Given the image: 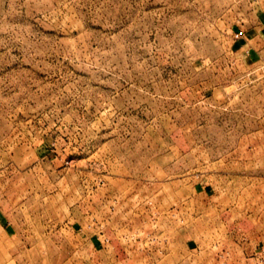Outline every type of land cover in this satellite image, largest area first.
<instances>
[{"label":"rangeland","instance_id":"obj_1","mask_svg":"<svg viewBox=\"0 0 264 264\" xmlns=\"http://www.w3.org/2000/svg\"><path fill=\"white\" fill-rule=\"evenodd\" d=\"M0 264H264V0H0Z\"/></svg>","mask_w":264,"mask_h":264}]
</instances>
